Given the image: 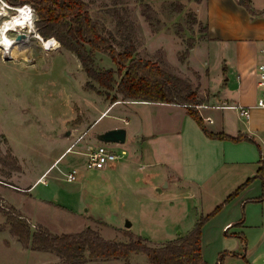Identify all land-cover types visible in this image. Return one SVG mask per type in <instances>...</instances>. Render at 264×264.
<instances>
[{
    "label": "crops",
    "instance_id": "0c3cea01",
    "mask_svg": "<svg viewBox=\"0 0 264 264\" xmlns=\"http://www.w3.org/2000/svg\"><path fill=\"white\" fill-rule=\"evenodd\" d=\"M187 2L198 20L207 27L200 31L196 24L200 33L184 61L200 74V78H196L200 83L198 97L201 103L198 109L206 126L213 132L233 136L243 132L256 142L248 139L235 142L208 136L188 112L185 104L124 99L122 95L116 101H111L104 94L90 89L100 96L101 103L95 104L93 108H90L91 105L84 107L83 115L65 119L64 126L53 138L58 144L53 158L39 170L33 180L15 187L43 204L78 212L71 203L73 199H66L64 195V199L60 200L59 194L56 197L51 193L53 188L63 189L59 186V172L65 174L77 167L82 156L88 160V152L102 143L97 138L99 132L125 127V142H107L117 151L118 158L105 168L88 169H92L91 173L95 175L107 177L106 181H102V187L109 192L111 189L113 194L110 192L105 197L119 208L121 217L130 221L131 225L125 226L132 232H135V220L127 210L130 198L147 193V196L156 199L154 194L165 195L166 190L170 189L185 192L189 212L187 228L179 231L175 237H166L159 243L162 245L168 240L188 234L201 215L213 210L241 183L255 175L264 155V107L256 105L260 93L256 65L264 61V0ZM141 28L148 48L153 51L155 47L150 45L148 35L161 32L152 31V27L144 19H141ZM165 54L167 58V53ZM224 66L227 68L226 73ZM203 103L208 105H201ZM225 104L250 105L251 115L249 118L242 117L237 108ZM87 111L90 112L88 115ZM57 166V174L48 178ZM42 185L47 187L44 190L49 195L40 191ZM85 187L86 184L81 189L83 195ZM126 188L136 193L130 197L128 195L127 199L120 196L119 191ZM56 189L54 194L58 192ZM71 190L76 193L69 192L72 198L79 197V188ZM262 190V181L257 177L205 223L202 230V250L209 263L218 262L219 257L217 259L216 256L223 250L242 248L240 238L234 235L236 232L245 234L248 239L247 250L264 254V199L254 200L262 194ZM176 197L169 195L157 203L174 202L179 199ZM140 201H143L142 198ZM90 206L84 211L87 220L92 218L112 224L94 213ZM190 210H193L192 213ZM243 212V224H238ZM227 230L229 235H226ZM209 250H213V253ZM251 256L250 254V258ZM225 261L228 264H242L231 254L226 256ZM126 264H146V261ZM257 264H264V261Z\"/></svg>",
    "mask_w": 264,
    "mask_h": 264
},
{
    "label": "rangeland",
    "instance_id": "374dc122",
    "mask_svg": "<svg viewBox=\"0 0 264 264\" xmlns=\"http://www.w3.org/2000/svg\"><path fill=\"white\" fill-rule=\"evenodd\" d=\"M87 1H91L92 15L101 19L103 28L116 32V20L108 11L112 5V0ZM143 1L151 3L155 16L162 21L159 30L161 33L148 35L150 45L155 47L153 51L148 48L146 36L141 28V19L149 23L142 13ZM177 1H182L184 4L183 11L178 15ZM8 4L11 7H7V14H0V34L11 23L10 19L17 14L14 7L21 6V4L15 5L9 2ZM188 5L187 0H128L129 10L134 19L138 21L140 33L143 36V42L139 48L141 55L151 59L162 57L165 61H170L171 63H168L172 65L174 71L190 77L192 81L194 80V85H197L199 82L194 70L190 66L188 67L185 62H181L179 58L180 53L186 48L187 39L190 36L197 37V34L200 33L197 29L198 25L191 26L186 19V11L190 9ZM35 19L36 14L35 18L33 17L31 30L28 28L20 29L21 32L30 33L31 36L27 40L20 41L12 54H5L0 48V133L4 132L6 136V139L5 137L1 138V146L4 152L7 149H12L21 164V170L11 171L0 163V264H67L54 251L35 249L31 245H25L12 231L8 221L9 214L21 213L30 223L32 230L38 224H44L57 233L77 232L90 225L98 229L108 239L130 240L128 227L125 226L127 224L126 218L121 217L118 213L119 208L113 202L107 201L108 199L105 197L113 194L111 189L110 193L102 187L104 183L102 181H106L107 177L91 173L92 169L86 167L87 158H83V156L81 161L77 163L80 170L79 179L70 182L65 174L59 172V186L63 189L55 188L58 191L57 194H54V188L51 191L56 197L59 194L60 200L64 199V195L66 199H73L71 203L74 204L73 208L78 212L43 204L34 200L27 192L15 187L22 182L27 183L33 180L39 170L53 158L58 149V144L53 138L64 126L65 119L75 118L79 114L83 115L84 107L91 105L90 108H93L95 104L101 103L100 96L85 86L88 76L78 56L70 50L63 49L60 43L44 42L37 32ZM179 23L184 26L181 35L175 33L176 25ZM170 24L172 26H168ZM152 31L154 30L152 29ZM18 32H11V36L16 37ZM165 53H167V58ZM95 59L99 67L116 68V63L104 52L96 53ZM196 61L194 60V62ZM89 113V111L86 112L87 115ZM59 166L52 171L48 178L57 174ZM21 174L22 176L18 177ZM80 175L81 177H79ZM85 184L86 192L83 191V195L81 189ZM45 188L47 187L42 185L40 191L49 195V192H45ZM76 188H79V192H77L79 197L72 198L69 192ZM166 191L165 195L154 194L156 199H153V196H147L145 192L146 194L141 193V196L138 194L134 198H130L131 202H127V210L132 213L131 215L135 220L133 229L135 232L149 237L151 240L149 244L152 246H159V243L166 237L177 236L179 231H185L186 225H188L187 215L189 212L186 208L188 200L184 196L185 192H178V190L173 189ZM135 193L128 188L119 191V195H123L126 199L128 195L130 197ZM74 194L76 193L74 192ZM169 195H175L179 199H175L174 202L157 203L158 200ZM141 198L143 201H140ZM147 198L149 200H146ZM89 206L95 211L94 213L112 224H105L92 218L87 220L85 209H89ZM206 208L208 209L207 206ZM192 211L190 210L191 213ZM113 224L123 226L118 227ZM246 240L248 239L246 238ZM235 251L244 252L245 250L241 248ZM209 252L213 253V250H209ZM245 253L251 264L264 261V254H260L258 251L253 252L246 249ZM250 254L252 255L251 258ZM219 255L220 253L216 256L217 259ZM235 257H237L238 263L246 262L242 257ZM146 260L145 253L133 252L128 260L120 258L92 260L88 258L87 261L78 264H126V262L139 263Z\"/></svg>",
    "mask_w": 264,
    "mask_h": 264
},
{
    "label": "trees",
    "instance_id": "16d2710c",
    "mask_svg": "<svg viewBox=\"0 0 264 264\" xmlns=\"http://www.w3.org/2000/svg\"><path fill=\"white\" fill-rule=\"evenodd\" d=\"M9 3L20 5L30 3L35 10V25L44 42H57L67 50L74 52L88 79L86 88L104 94L111 101L119 99H143L161 102H176L185 104L188 112L194 117L205 133L210 137H219L240 141L256 140L243 132L236 136L224 132H213L207 128L205 120L197 105L201 103L198 97L200 83L194 85L192 79L173 70L172 65L162 57L151 59L141 55L139 50L143 36L140 33L139 23L132 16L128 0H112L108 11L114 16L117 33L105 30L102 21L92 15L91 1L87 0H7ZM248 6L247 2H245ZM142 13L149 21L154 31L161 29L162 21L155 16L153 6L148 1L142 2ZM249 7V6H248ZM184 9L182 1L176 2L177 15ZM185 16L191 26L199 25L200 31L206 26L197 18L196 13L189 9ZM180 21V20H177ZM174 29V28H173ZM184 31V26L176 25L175 33ZM195 36H190L186 41V48L180 53L179 58L184 62L190 49L196 42ZM98 52L108 54L116 63L114 67H99L95 55ZM224 72L227 68L224 66ZM197 78L200 74L194 70ZM6 136L0 133V163L12 170H21L19 158L11 150L5 152L1 146V138ZM260 178L263 185L262 194L255 201L264 199V155L255 175L247 178L225 200L207 214L200 216L194 228L186 235L171 239L159 246H152L148 237L135 234L128 230L130 240L118 241L104 237L100 231L90 225L77 232H53L44 224H38L32 230L30 223L21 213L9 214L8 221L11 229L25 245L35 249H45L56 252L67 264H78L95 259H126L133 252H143L147 256L146 264H211L203 255L202 230L205 223L220 209L237 196L245 187ZM245 215V214H244ZM244 215L238 224H243ZM107 224L106 222H102ZM229 235V230L226 231ZM242 241V249L246 251L247 240L243 232H236ZM224 250L220 252L219 260L215 264H228L227 255H235L245 259L244 264H251L246 253Z\"/></svg>",
    "mask_w": 264,
    "mask_h": 264
},
{
    "label": "built area",
    "instance_id": "2783aa9c",
    "mask_svg": "<svg viewBox=\"0 0 264 264\" xmlns=\"http://www.w3.org/2000/svg\"><path fill=\"white\" fill-rule=\"evenodd\" d=\"M8 6L11 7L9 4ZM22 7H28L30 12L32 13V19L35 18V10L34 7L30 3H23L21 6H15L16 10H19ZM33 21V20H32ZM258 86H259V96L257 100L258 106L264 107V61L259 62L256 65ZM199 105V104H198ZM197 105V107H198ZM201 105L207 106L208 104L203 103ZM227 106H232L237 108L239 114L242 117L249 118L251 115V106L250 105H242V104H225ZM118 158L117 151L111 147L107 142H102L98 144L96 147L92 148L88 152V160H87V168H105L113 163ZM79 169L77 167H73L67 172H65V176L67 180L74 181L78 178Z\"/></svg>",
    "mask_w": 264,
    "mask_h": 264
},
{
    "label": "bare ground",
    "instance_id": "6f19581e",
    "mask_svg": "<svg viewBox=\"0 0 264 264\" xmlns=\"http://www.w3.org/2000/svg\"><path fill=\"white\" fill-rule=\"evenodd\" d=\"M0 1V14H7V7H10L8 6L9 4L4 0ZM10 20L11 23H9L0 34V48L3 49L5 54H12L14 48L20 43L16 37L11 36V32L20 31V29L24 30L25 28L31 30V28H33L32 13L28 7H22Z\"/></svg>",
    "mask_w": 264,
    "mask_h": 264
},
{
    "label": "water",
    "instance_id": "95a60500",
    "mask_svg": "<svg viewBox=\"0 0 264 264\" xmlns=\"http://www.w3.org/2000/svg\"><path fill=\"white\" fill-rule=\"evenodd\" d=\"M37 32L39 33V31H37ZM30 36H31L30 33L19 31L18 34L16 35V39L19 40V41L27 40V39H29ZM126 132H127L126 131V128L125 127H122V126H120V127H114V128H109V129H107L105 131L99 132L97 134V138L100 141H102V142H117V143H123V142L126 141ZM126 225L129 227L131 225L130 221H127V224Z\"/></svg>",
    "mask_w": 264,
    "mask_h": 264
}]
</instances>
